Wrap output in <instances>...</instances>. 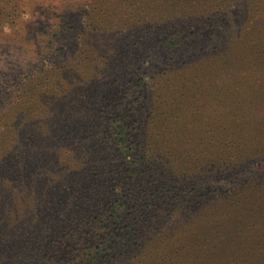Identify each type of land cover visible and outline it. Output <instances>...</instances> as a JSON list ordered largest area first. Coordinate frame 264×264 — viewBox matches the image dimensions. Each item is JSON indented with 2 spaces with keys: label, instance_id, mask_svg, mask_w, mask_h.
I'll use <instances>...</instances> for the list:
<instances>
[{
  "label": "rangeland",
  "instance_id": "374dc122",
  "mask_svg": "<svg viewBox=\"0 0 264 264\" xmlns=\"http://www.w3.org/2000/svg\"><path fill=\"white\" fill-rule=\"evenodd\" d=\"M263 25L264 0H0V264H264ZM141 80L152 105L127 140L170 160L181 183L156 193L166 205L126 221L102 211L54 242L35 235L63 171L47 155L63 152V110L102 87L112 119L134 124ZM162 93L170 134L152 127ZM117 121L82 141L101 158L93 177L118 187ZM142 179L150 195L166 185Z\"/></svg>",
  "mask_w": 264,
  "mask_h": 264
},
{
  "label": "trees",
  "instance_id": "16d2710c",
  "mask_svg": "<svg viewBox=\"0 0 264 264\" xmlns=\"http://www.w3.org/2000/svg\"><path fill=\"white\" fill-rule=\"evenodd\" d=\"M261 29H264V25L261 26ZM152 31H150L149 36L154 35ZM145 87L144 81L141 80L138 88L145 96L143 103H140L136 99L132 103L134 107L141 105V108L135 110L131 106L129 109V112L135 115L136 122L134 124L129 123L130 116H127V113L118 117V121L112 119L114 111H108L107 97L102 87L95 90L91 96L88 92H81L75 99L74 104L71 103L68 109L69 103L63 110L60 123L64 122L65 126H60L63 135L61 136V133L58 135L63 152L61 154H53V152L58 151V148L47 152V155H58L53 159V163L56 166H61L63 171L58 175L55 193L49 197L50 201L46 204L47 207H53L50 210L44 211L41 218L37 219L34 223L35 235L43 236L45 241L54 242L61 238L62 233H66V231H69L68 234L70 236L65 235L70 238L75 233L76 227H81L87 225L88 222L97 220L102 211H105L106 215H110V219L115 218L118 213H124L126 221V217L132 218L134 215L142 219L156 209V207H164L166 205L164 203L167 198L166 195L157 199L156 193L160 190L169 191L168 184H170V181H174L175 184L181 183L176 179H170L172 175L170 160L159 157L157 154L161 152L153 148V145L148 150L143 151L139 150L136 144L130 143L127 140L128 138L133 139L135 134L136 136H140L137 132L141 125V112L147 110V102H149V106L152 105L149 96L145 95ZM149 94H153L150 88ZM141 97L143 98V96ZM157 98L158 106L152 111L154 114L153 130L156 133L160 130L161 121L163 122L161 131L170 134L172 125L170 127L168 124V121L170 124L171 121L167 117V114L170 111L169 107L173 98L170 94L164 95L163 93L158 95ZM66 99L69 101L70 98L66 97ZM70 118L71 120H69ZM115 121L118 122V135L124 137L121 156L124 158L125 166H127V178L120 180L118 187L116 185L112 186L114 180L111 182L109 179L100 180L97 176L93 177L92 171L100 164L101 158L97 155V152H93L89 144H85L82 141V137H88L89 139L93 135H105L106 130L109 129V123H116ZM218 145V143L211 145V148L216 149ZM16 151L11 152L10 155L14 159H18L24 155V152H21V150ZM214 156H216L217 162H214L216 165L219 155ZM159 165L164 167L162 171H159ZM148 172H152V176L157 183L166 184L163 188H156L152 184V187L155 189L154 193H152L155 200L148 193L150 191V184L142 183L144 180L142 178ZM122 184H126L130 191L120 194L118 190ZM219 202L222 203V200ZM234 207H237V205L234 204ZM217 208L207 210L205 215L211 216L213 213H216ZM125 221L122 220V224H125ZM232 221L233 219L229 218L222 223L225 226V222L229 223ZM93 249V247L90 248V254L84 255L87 260L94 258L92 256ZM18 257L21 259L24 255L20 254Z\"/></svg>",
  "mask_w": 264,
  "mask_h": 264
},
{
  "label": "clouds",
  "instance_id": "9594fccd",
  "mask_svg": "<svg viewBox=\"0 0 264 264\" xmlns=\"http://www.w3.org/2000/svg\"><path fill=\"white\" fill-rule=\"evenodd\" d=\"M5 30L7 31V28H5Z\"/></svg>",
  "mask_w": 264,
  "mask_h": 264
}]
</instances>
